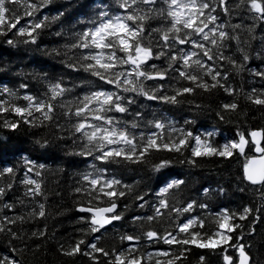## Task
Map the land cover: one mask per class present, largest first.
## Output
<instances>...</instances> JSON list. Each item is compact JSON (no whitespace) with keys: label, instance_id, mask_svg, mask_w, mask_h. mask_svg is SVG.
I'll use <instances>...</instances> for the list:
<instances>
[{"label":"trees","instance_id":"trees-1","mask_svg":"<svg viewBox=\"0 0 264 264\" xmlns=\"http://www.w3.org/2000/svg\"><path fill=\"white\" fill-rule=\"evenodd\" d=\"M110 2L114 0H71L69 7V0H52L49 5L40 9L33 19L50 17L61 10L65 11L67 16L62 21L51 23L43 30L36 44L23 43L14 32L0 36V88L7 86L20 96L28 93L44 99L47 81L43 78V74H47L48 81L63 80L64 86L72 89L70 94H65L60 99L59 103L82 96L90 86L88 82L93 81L94 78L82 70L73 71L66 67L63 52L57 56L50 50L61 47L70 39L68 29L73 25H76V31L81 30L77 19L88 18L93 7ZM211 3L215 5L217 0H211ZM227 4L228 15L217 9L216 15L219 17L217 24H225L229 35L237 39L226 40L223 48L213 49L214 54H222L225 60L207 61V63L213 64L222 72H227L229 78L226 83L238 91L234 95H228L219 88L208 92L197 89L194 94H185L178 98L179 102L176 104L135 96L136 103L128 106V112L114 114V117L122 122H131L134 119L138 121L137 128L129 127L130 132L139 136L141 132L147 134L149 131H159L165 140L169 136V127L185 132L191 131L194 136L213 132L212 141L214 144H219L237 138V129L245 134L250 130L264 131V106L252 104L247 99L252 88L258 90L257 95L260 94L259 90L264 89V79L254 75V71H264V39H261L264 36V21L257 22L251 19L242 0H227ZM69 17L77 19H69ZM27 19V17L22 18L21 26L26 24ZM254 23L255 27L250 33L248 29ZM155 26L156 23L153 22L151 27ZM56 32H63L64 35L57 37ZM7 39H16L17 43L8 45ZM145 42L147 43V40ZM241 50L249 54L250 58L243 63L242 70L237 72L227 58H233L240 64ZM150 63L156 64L160 69L166 67L163 57L160 59L154 57ZM175 76L176 73L169 70V75L164 81H146L145 85L151 89L157 83H163L164 88L160 94L171 95V88L177 83L173 79ZM22 83L27 85V88H20ZM97 83L104 87L102 82ZM74 85L79 86L74 87ZM0 98H5L2 92ZM231 102L238 104L235 111H225L221 108L223 103ZM18 103L25 102L20 100ZM59 103L52 121H43L35 127L21 121L20 126L15 130L5 128L3 127L5 120L18 118L10 111L0 113V173L5 167L13 169L12 174H0V188L3 189L0 193V223L4 222V216L10 219L23 217V220L16 219L14 225H8L21 238L14 239L7 231L0 232V259L6 256L14 257L19 264H93L82 252L67 256L63 255L60 249L68 248L77 239L84 237L82 229L87 225L78 218L87 214L79 213L77 204L86 203L88 198L85 194L76 193L74 189L86 184L81 176L93 172L94 169L89 168V165L95 164L106 168L104 173L106 176H115L124 185H131L132 191L125 197L117 198L116 211L117 214L123 213L121 219L100 229L98 233L87 236L89 242L98 235L100 239L97 243L109 253L113 249L117 252L121 250L127 252L131 244L139 249L140 255L146 257L150 255V258L143 259L141 264H156L157 259L163 260L162 257L157 256V252L168 251L170 256L172 253L179 255V249L175 244L165 245L162 240L159 243L149 244L142 235L144 232L152 229L161 235L165 232H172L175 235L176 223L182 222L186 217H195L197 221H204L203 229L199 223L195 224V229L201 232V239H206L207 235L218 230L216 221L222 209H227L231 213L248 205L252 209L251 218L246 221L236 220V223L244 225L242 229L237 228L233 233H228L226 229L221 230L223 234L232 237L227 244H218L214 249L185 245L188 251L179 264H224V254L237 259L236 252L228 246L233 243L244 246L251 264H264V199H261L264 187L250 185L243 179L244 156L234 153L233 157L227 160L218 157L196 158L197 164L193 166L186 162L187 157L191 155L188 149L183 150V155L165 150H152L142 162L102 164L93 157L74 154L79 152L82 141L78 134L75 140L69 135L71 124L62 115L66 109H61ZM138 110L142 113L143 119L135 117V112ZM218 112L223 115V119L217 115ZM109 115L113 114L109 113ZM153 117L161 119L165 128L156 130L150 127L148 121ZM72 123H75V119ZM57 124H60V129L57 128ZM37 141L40 143L38 144ZM44 141L48 143L42 147ZM262 146H264V138ZM245 152L247 155H252L251 147L248 146ZM161 159L170 160L171 163L158 171L153 170V165L159 163ZM25 160H30L31 164H26ZM182 160L185 162L181 163ZM40 165L44 167L40 168ZM29 167H34L35 171L41 172V175L36 176L35 171L28 172ZM26 176L41 183L42 195L32 197L26 194L27 188L31 186L20 182ZM175 179L184 183L178 189L174 187L168 193L159 194L161 187ZM203 189L209 191L205 193ZM136 195L143 196V200H136ZM161 198L167 200L169 209L186 201H195L196 204L191 212L179 217L169 210H162L163 215L148 221L146 217L154 215L153 205H157ZM106 201L107 198L104 202L93 200L92 206L104 207ZM40 203L45 205V215L33 217L30 212L38 211L37 205ZM140 204H143V207L138 206ZM200 204H205L206 207L201 208ZM6 205L13 207L9 209ZM133 217L140 219L133 221ZM252 220L256 222L253 224ZM249 225L254 231H249ZM40 230L46 232L44 237L31 236L32 232ZM124 234L141 238L137 241H122L121 236ZM236 236L242 237L241 240L236 241ZM96 255L99 257L98 264H109V258ZM201 256L205 258L204 261L200 260ZM112 259L114 260V257Z\"/></svg>","mask_w":264,"mask_h":264},{"label":"snow or ice","instance_id":"snow-or-ice-1","mask_svg":"<svg viewBox=\"0 0 264 264\" xmlns=\"http://www.w3.org/2000/svg\"><path fill=\"white\" fill-rule=\"evenodd\" d=\"M51 2L52 0H0V36H7L14 32L23 43L36 44L43 30L51 23L62 21L67 16V13L61 10L50 17L33 19L40 9L45 8ZM242 2L245 3L251 19L257 22L264 21V0H242ZM68 6L71 7V0ZM217 9L228 15L227 0H217L215 5L211 3V0H114V2L93 7L91 16L86 19L69 17V19H77L81 30L76 31V25H73L68 29L70 39L66 40L61 47L51 49L50 52L57 56L63 52L66 67L73 71L82 70L94 78L93 81L88 82L90 85L88 90L71 101L59 103L60 99L65 94H70L72 89L65 87L63 80L48 81L47 74H43V78L47 81L44 99L28 93L20 96L7 86H3L0 92L5 98H0V113L10 111L18 118L5 120L3 127L15 130L20 126L21 121L32 127L42 124L43 121L51 122L59 103L61 109H66L62 115L71 124L69 135L75 140L78 134L82 141L79 152L74 154L93 157L95 161H100L102 164L125 161L136 163L142 162L152 150H165L183 155V150L188 149L191 155L187 157L186 162L195 166L196 158L218 157L227 160L233 157L234 153L239 152L245 157L243 179L252 185L260 184L264 187V146L261 144L264 131L262 130H250L245 134L237 129V138L214 144L213 132L194 136L191 131L185 132L169 127V136L165 140L159 131H149L147 134L141 132L137 136L129 131V127H138L136 119L131 122H122L114 117L115 113L128 112V106L136 103L135 96L176 104L179 102L178 98L185 94H194L197 89L208 92L219 88L228 95H234L238 91L226 83L229 78L227 72H222L213 64L207 63V61L225 60L222 54H214L213 49L223 48L226 40L237 39L229 35L225 24H217L219 19L216 15ZM23 17L28 19L26 24L21 26L20 22ZM153 22L156 23L155 27H151ZM254 27L255 23L249 27L248 31L252 33ZM55 35L60 37L64 33L56 32ZM261 39H264V36ZM6 43L15 45L17 40L7 39ZM154 57L156 59L163 57L166 67L160 69L156 64H151L150 61ZM241 57L240 64L233 58H227L237 72L242 70L243 63L250 58L249 54L243 50H241ZM169 70L176 73L173 79L177 81L171 88V95L160 94L164 88L163 83H157L151 89L146 87V81H164L169 75ZM254 75L264 79V71H254ZM97 82H102L104 87ZM78 86L74 85V87ZM20 88H27V85L22 83ZM257 91L256 88H252L247 99L252 104L264 106V89L259 90V95L256 94ZM20 100L25 103H18ZM221 108L225 111H235L238 104L223 103ZM217 115L220 119L224 118L220 112ZM135 117L143 119L139 110L135 112ZM73 119L75 123H72ZM148 124L156 130L165 128L164 122L155 117L149 120ZM56 126L58 129L61 128L60 124ZM37 143L39 144L40 141ZM47 143L44 141L41 146ZM246 145H254L256 155H247ZM184 162L181 161V163ZM25 163L31 164V161L25 160ZM170 163V160L161 159L159 163L153 165V170L158 171ZM39 167L43 168L44 165ZM89 168L94 171L81 176L86 184L74 189L76 193L85 194L88 198L86 203L77 204L78 211L88 214L78 218L87 225L82 229L84 237L77 239L68 248L61 247L60 251L67 256L82 252L93 264H98L99 257L96 254L109 258V264H141V261L150 258V255L147 257L140 255L139 249L134 245L130 244L127 252L124 250L117 252L113 249L109 253L97 243L100 239L98 235L90 242L86 239L87 236L98 233L105 225L121 219L123 213L117 214L116 211L118 209L117 198L125 197L132 191L131 185H124L115 176H106L104 174L106 168L95 164L89 165ZM27 171L33 172L35 168L29 167ZM12 173L11 167H5L0 174ZM35 175L40 176L41 172L35 171ZM20 182L31 186L26 190L27 195L32 197L42 195L39 181L26 176ZM183 183L184 181L179 179L168 182L166 186L159 189V194L168 193L174 187L178 189ZM203 191L207 193L209 189H203ZM2 192L3 189L0 188V193ZM105 198H107L106 206H92L93 200L104 202ZM135 198L138 201L143 200L141 195H136ZM261 199H264V194ZM195 204V201H186L182 205L169 209L167 200L161 198L157 205H153L154 215H149L146 219L152 221L160 217L163 215L162 210H169L179 217L191 212ZM138 206L143 207V204ZM6 207L11 209L13 206L6 205ZM37 207L39 210H31L30 215L43 217L45 205L40 203ZM199 207L205 208L206 205L200 204ZM251 213L252 209L248 205L231 213L227 209H222L216 221L218 230L207 235L206 239H201V232L195 229L196 223H199L203 229L204 221H197L195 217H186L182 222L176 223L177 234L175 235L172 232H165L161 235L152 229L142 235L149 244L159 243L162 240L165 245L175 244L179 249V255L172 253L170 256L168 251L157 252V256L162 257L163 260L157 259L156 264H179L188 251L185 245L214 249L218 244H227L232 237L223 234L221 230L226 229L228 233H233L237 228L242 229L244 225L236 223V220L246 221L251 218ZM16 219L23 220V217ZM16 219L4 216V222L0 223V232L7 231L12 238H21L12 228L8 227V225H14ZM132 219L136 221L140 218L133 217ZM255 222L252 220L253 224ZM249 231H254L251 225H249ZM45 235L46 232L43 230L34 231L31 234L32 237H44ZM140 238V236L130 234L121 236L122 241H137ZM241 238L236 236L235 240L240 241ZM228 246L239 254V259L237 261L233 256L224 254V264H251L250 257L246 254L242 244L233 243ZM200 260L204 261L205 258L201 256ZM0 264H19V261L14 257L6 256L0 259Z\"/></svg>","mask_w":264,"mask_h":264},{"label":"water","instance_id":"water-1","mask_svg":"<svg viewBox=\"0 0 264 264\" xmlns=\"http://www.w3.org/2000/svg\"><path fill=\"white\" fill-rule=\"evenodd\" d=\"M248 140L250 141L251 140V138L249 137L248 138ZM263 142V138H261V143ZM254 146V145H253ZM246 147H247V145L245 146V151H246ZM255 147V146H254ZM239 156H242L239 152H236ZM252 154L253 155H256V153L254 152V148H253V151H252ZM248 184H250V185H252L250 182H248V181H246ZM257 185H260V184H257ZM257 185H254V186H257ZM78 210V209H77ZM79 213H81V214H86V213H82V212H80V211H78ZM88 215V214H87ZM114 221H112L110 224H112ZM110 224H108V225H105L104 226V228L105 227H107V226H109ZM238 259H239V254L237 253V261H238Z\"/></svg>","mask_w":264,"mask_h":264},{"label":"rangeland","instance_id":"rangeland-1","mask_svg":"<svg viewBox=\"0 0 264 264\" xmlns=\"http://www.w3.org/2000/svg\"><path fill=\"white\" fill-rule=\"evenodd\" d=\"M262 144V143H261ZM249 145H247V147H248ZM247 147H246V149H247ZM251 147V149L253 150V148H254V146L253 145H251L250 146ZM237 254V253H236Z\"/></svg>","mask_w":264,"mask_h":264},{"label":"bare ground","instance_id":"bare-ground-1","mask_svg":"<svg viewBox=\"0 0 264 264\" xmlns=\"http://www.w3.org/2000/svg\"><path fill=\"white\" fill-rule=\"evenodd\" d=\"M250 199H251V197H250ZM253 199V198H252ZM263 203V202H262Z\"/></svg>","mask_w":264,"mask_h":264}]
</instances>
